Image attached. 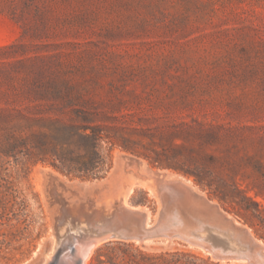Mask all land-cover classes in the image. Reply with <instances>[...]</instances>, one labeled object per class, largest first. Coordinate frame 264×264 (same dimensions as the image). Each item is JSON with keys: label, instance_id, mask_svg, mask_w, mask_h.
I'll return each mask as SVG.
<instances>
[{"label": "rangeland", "instance_id": "374dc122", "mask_svg": "<svg viewBox=\"0 0 264 264\" xmlns=\"http://www.w3.org/2000/svg\"><path fill=\"white\" fill-rule=\"evenodd\" d=\"M75 110L111 138L92 171L30 139ZM72 236L86 264H264V0H0V264Z\"/></svg>", "mask_w": 264, "mask_h": 264}, {"label": "trees", "instance_id": "16d2710c", "mask_svg": "<svg viewBox=\"0 0 264 264\" xmlns=\"http://www.w3.org/2000/svg\"><path fill=\"white\" fill-rule=\"evenodd\" d=\"M92 112L87 110H75L73 116L68 119L56 117L50 122L48 131H38L33 133L30 139H33V145L44 152H50L56 155L63 163H68V167L76 168L81 171H92L97 167H102L105 163V157L101 156L97 150L98 141L102 137L108 138L111 141L110 136L102 132L103 126L100 124H91L94 120L92 118ZM42 118H38L40 120ZM196 136L203 137H218V133L212 129H199L194 132ZM28 137H25V141ZM77 140L82 141L83 144H78ZM72 143L78 145L76 148L83 149V153H76L72 155L74 149L70 148ZM208 159H213L212 155H205ZM193 161V168L185 167L186 161L179 160L176 154L167 157L165 160L166 166L180 168L186 173H190L194 176L195 181L200 185H211L210 180H206V171H204V164H198L197 158L190 156ZM75 163V164H72ZM160 163V162H159ZM162 163V162H161ZM215 196L220 201H235L242 209L248 210V206H243L242 201H249L255 205V210L259 211L258 203L252 199V196L246 193V190L239 188L236 184L224 183L222 188L216 186L213 190ZM236 195H240L239 200H236ZM254 213V212H253ZM259 215V214H256Z\"/></svg>", "mask_w": 264, "mask_h": 264}, {"label": "bare ground", "instance_id": "6f19581e", "mask_svg": "<svg viewBox=\"0 0 264 264\" xmlns=\"http://www.w3.org/2000/svg\"><path fill=\"white\" fill-rule=\"evenodd\" d=\"M171 176V175H168ZM173 177L169 180H172ZM181 180V179H180ZM166 181V180H165ZM179 181V180H178ZM172 183L174 182L173 180L171 181ZM153 183V182H152ZM175 183V182H174ZM173 183V184H174ZM182 183V182H181ZM172 184V185H173ZM177 184V183H175ZM171 186V185H170ZM177 186V185H176ZM180 186V185H178ZM177 186V187H178ZM188 187V186H187ZM179 188V187H178ZM190 189V188H189ZM162 190L164 191V189L162 188ZM186 190V189H185ZM162 191V192H163ZM185 193V192H184ZM187 194V193H186ZM185 194V195H186ZM189 196V195H188ZM187 196V197H188ZM186 197V196H185ZM178 199V197H177ZM183 199V198H182ZM186 200V199H185ZM179 201V200H178ZM189 201V200H188ZM194 202V201H193ZM170 203V202H169ZM168 203V204H169ZM181 203V201L179 202ZM197 203V202H196ZM184 204V203H183ZM193 204V203H192ZM198 204V203H197ZM179 205V204H178ZM182 205V204H181ZM197 206V205H196ZM139 208V207H138ZM195 209V208H194ZM208 209V207H207ZM191 210V209H189ZM197 210V209H196ZM213 211V210H212ZM141 212V211H140ZM197 212V211H196ZM130 213V212H129ZM193 213V212H192ZM171 214V213H170ZM216 214V212H215ZM192 215V214H191ZM141 216V215H140ZM193 216V215H192ZM119 217V216H118ZM206 217V216H205ZM128 219V218H127ZM207 220V219H206ZM141 221V219L139 220ZM137 223V222H136ZM211 223V222H210ZM216 223V221H215ZM226 224V222H225ZM218 225V224H217ZM230 225V224H229ZM221 226V225H220ZM163 227V226H162ZM182 227V226H181ZM185 227V226H184ZM208 227V226H207ZM133 228V227H132ZM173 228V227H172ZM222 228V227H221ZM79 229V228H78ZM77 229V230H78ZM171 229V228H170ZM87 230V228H86ZM181 231V230H180ZM179 231V232H180ZM71 232V231H69ZM163 232V231H162ZM178 232V231H177ZM74 233V232H73ZM80 233H84V232H80ZM88 233V232H87ZM142 233V232H141ZM75 234H77V232H75ZM137 234V233H136ZM190 234V233H189ZM180 235V234H179ZM112 236V235H111ZM117 236V235H116ZM191 236V235H190ZM193 236V235H192ZM74 237V236H72ZM86 237V236H85ZM141 237V236H140ZM184 237V236H183ZM94 238V237H93ZM97 238V237H96ZM197 238V237H196ZM106 239V238H105ZM65 240V239H64ZM194 240V239H193ZM57 244V242H56ZM96 242L93 240H85V239H81L78 237H74L73 242L66 240L65 243L62 245V247L56 251L55 255H51L53 257H49V255L47 256L49 259L51 258V260H49L47 263L48 264H86V259L89 256V254L91 253L93 247L95 246ZM229 244L232 245V243L230 242ZM259 244V243H258ZM58 245V244H57ZM56 245V246H57ZM260 247V246H259ZM216 250V249H215ZM261 250V249H260ZM53 252V249H52ZM49 254V253H48ZM231 256V255H230ZM46 257V256H45ZM250 258V257H249ZM251 259V258H250ZM45 261V262H46ZM255 263V262H254ZM45 264V263H44Z\"/></svg>", "mask_w": 264, "mask_h": 264}]
</instances>
